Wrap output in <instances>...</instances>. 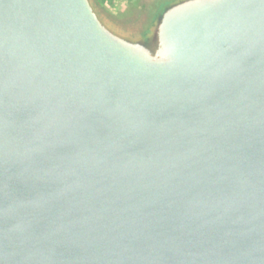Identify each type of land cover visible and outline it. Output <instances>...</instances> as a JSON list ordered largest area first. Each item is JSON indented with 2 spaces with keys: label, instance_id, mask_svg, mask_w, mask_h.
I'll return each mask as SVG.
<instances>
[{
  "label": "water",
  "instance_id": "95a60500",
  "mask_svg": "<svg viewBox=\"0 0 264 264\" xmlns=\"http://www.w3.org/2000/svg\"><path fill=\"white\" fill-rule=\"evenodd\" d=\"M140 5L0 0V264H264V0Z\"/></svg>",
  "mask_w": 264,
  "mask_h": 264
},
{
  "label": "rangeland",
  "instance_id": "374dc122",
  "mask_svg": "<svg viewBox=\"0 0 264 264\" xmlns=\"http://www.w3.org/2000/svg\"><path fill=\"white\" fill-rule=\"evenodd\" d=\"M108 15L119 23L131 22L137 15L142 0H97ZM114 14V15H113Z\"/></svg>",
  "mask_w": 264,
  "mask_h": 264
}]
</instances>
